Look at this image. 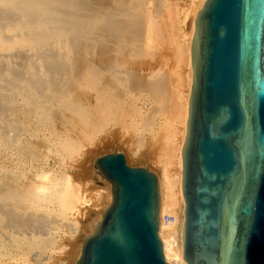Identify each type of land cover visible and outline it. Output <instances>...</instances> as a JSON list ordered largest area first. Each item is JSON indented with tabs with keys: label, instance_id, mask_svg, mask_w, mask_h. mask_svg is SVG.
I'll return each instance as SVG.
<instances>
[{
	"label": "bare ground",
	"instance_id": "1",
	"mask_svg": "<svg viewBox=\"0 0 264 264\" xmlns=\"http://www.w3.org/2000/svg\"><path fill=\"white\" fill-rule=\"evenodd\" d=\"M171 1L173 0H0V144L2 145V141H7L10 146L21 148L25 154H31L32 151L34 154L35 144H32L29 139L22 140L21 138L25 126L18 121V116L23 114V117L33 118L31 122L38 126L39 131L42 128H49L50 124L53 125V120H57L55 115L58 112L55 113V107L62 110V116L59 113L61 119L59 116L60 120H57L60 127L63 126L64 129V126H68L69 130L67 128L68 131H64L72 134L76 132L77 134L85 133L86 129L96 133L106 132L109 137L111 133L119 132V135H126L130 132H136L140 122L142 125L145 123L144 106L150 104L153 108V101L158 100L159 102L160 100V107L154 106V112L157 111L156 113H158L164 108L162 105L165 104L161 105V98L166 96V99L170 98L168 95L172 91L173 93L170 92L172 93L171 97L176 95L179 100L178 103L176 102L174 108L172 107V112L168 110L171 102H166L164 105L168 108H166L168 112L165 111V108V110L162 109L168 118H171L169 117L170 113L175 111L174 117L177 118V122L173 126L165 125L164 144L160 146L159 151L163 158L158 162L160 166V175H158L160 192L159 236L163 243L167 262L185 264L183 258L185 200L182 191V149L187 132L189 101L194 75L191 48L196 31L195 20L207 0H191L190 5L188 4L189 7L185 6L186 11H178L180 20L176 23H173L174 17H171L174 20L169 17L174 13H164L173 5ZM173 10L174 8L168 11ZM164 15H169L166 19H170L171 22L164 19L163 23L165 24L162 23L161 26H158L162 22L159 19ZM187 18L190 21L188 29L184 26ZM163 25H169L170 29L166 27L163 30ZM152 38H165L170 44L173 38H175L174 42L177 41L175 42L177 44L175 45L176 51L174 50L176 55L174 52L173 54L176 56V62L178 60L181 64H185L183 66L186 68L187 81L185 82L187 85L185 87L184 82L182 85L186 88V93L179 91L177 95L176 90L175 93L171 90L173 88H171L170 82L173 78L167 80L165 77L169 75L168 73L167 76L165 73L164 77L159 74L162 64H159L158 60L152 62L154 64L158 62V66L151 65L150 61H148L150 65L138 61L139 57L144 54H142L144 43L151 41ZM152 43L149 42V44ZM171 45L173 47L174 43ZM144 56H142L141 61ZM148 62L145 61V63ZM180 62L179 65H181ZM163 73L161 72V74ZM180 79L178 82L183 81ZM177 84L179 86V83ZM169 86H171L170 90ZM143 94H146L147 98L144 99ZM140 97L144 99V102L140 103L142 104L141 108L136 106V103L141 99ZM129 105H134L130 111L126 107ZM150 106L149 108L152 110ZM156 107L159 110H156ZM149 112L151 113V111ZM153 114L151 113L152 116ZM147 118H149L146 119L147 121L151 119L150 122H155L154 118L152 119L150 116ZM172 119L168 120L172 122ZM149 121L145 124L150 125ZM27 124L25 123L26 126H29ZM110 125L114 127L110 128ZM146 125L141 127L145 131ZM151 125L153 128L148 133L150 136L152 135L153 142L164 128L162 124L158 125L157 128H155V123ZM107 127L110 129L105 131ZM115 127H118L117 130ZM144 129H140V131ZM140 131L139 133H141ZM60 132L62 131L49 132L47 135L54 137V145L59 146L62 151L72 152L70 154L79 152V149L75 151L72 144L74 138ZM125 135L124 137H126ZM129 139L132 140V138ZM131 140L128 143L114 141L109 143L108 147L117 150L127 147L129 151L134 152L132 147L135 146L132 145ZM140 144L142 145V143ZM45 145L47 146V143ZM138 147L137 149L140 148ZM35 154L37 153L35 152ZM138 154L134 152L130 157L135 161L134 164L140 160ZM91 169L92 176H96L95 178L100 181L101 186L99 188L101 190L95 187L99 193L96 192V196L90 197L86 195V192L84 193L81 185L76 184L72 177L67 175L63 178L61 176L59 185L58 182L55 184L54 180L49 181L48 176L39 174L41 176L39 179L48 178V183L44 184L46 183L44 182L41 185L39 183V186H34L33 189L30 188V191L25 192L21 190L22 188L20 189L19 184L21 183L17 185V188L16 184L14 186L8 180L6 175L9 171L0 169V220L4 228L19 234L30 232L39 234L44 232L45 227L51 229L50 225L54 221L47 217V214L45 216L37 213V211L42 203L56 202L59 209V214H57L59 220H65L68 226L75 227L76 232H73L74 235L71 234L73 236H71L70 245L73 247L74 259L77 257L75 263L77 264L86 236L96 230L106 210L113 202L112 183L104 179L100 173L98 174V169L96 170L94 167ZM17 179L19 182V178ZM58 179L60 180V178ZM90 203L94 205V212L88 220L83 221L84 223L81 220L79 222L78 217L81 216V219L84 216L86 205ZM30 209L34 210H32L33 213L30 212ZM166 215L173 216L174 220L167 222L165 220ZM80 227L81 230H79ZM78 233L83 234L78 236ZM47 236L41 238L30 235V238H24L26 241L24 243L30 251L51 247L53 253L57 249L55 237L51 233ZM14 238L9 242L13 249L23 243L21 239ZM30 251L28 252L30 253ZM71 255L69 254L68 257L71 258Z\"/></svg>",
	"mask_w": 264,
	"mask_h": 264
},
{
	"label": "water",
	"instance_id": "2",
	"mask_svg": "<svg viewBox=\"0 0 264 264\" xmlns=\"http://www.w3.org/2000/svg\"><path fill=\"white\" fill-rule=\"evenodd\" d=\"M182 149L185 264H264V0H207L196 20ZM113 202L77 264H170L158 177L96 161Z\"/></svg>",
	"mask_w": 264,
	"mask_h": 264
},
{
	"label": "rangeland",
	"instance_id": "3",
	"mask_svg": "<svg viewBox=\"0 0 264 264\" xmlns=\"http://www.w3.org/2000/svg\"><path fill=\"white\" fill-rule=\"evenodd\" d=\"M190 1L191 0H173V1H171V3L173 4L172 6H170L168 9H166L165 10V12L164 13H166L167 12V14L169 13H174L172 16H169L170 18L171 17H174V19L173 18H171L172 20H174L173 21V23L175 22H179V20H180V17L178 16V11L180 10V11H186V9L189 7V5H190ZM187 2H189V3H187ZM189 4V5H188ZM175 6V7H174ZM187 8H186V7ZM174 8V10L173 11H171V12H169L171 9H173ZM177 9V10H176ZM169 10V11H168ZM166 14V15H167ZM166 15H164V17H162V18H160L159 19V21L160 20H162V22H161V24L159 25L158 24V26H161L162 25V23L164 22V19H166L168 16H166ZM177 15V16H176ZM166 16V17H165ZM182 17V16H181ZM166 20H168V19H166ZM158 21V20H157ZM156 21V22H157ZM168 21H170L171 22V20L169 19ZM165 22H167V21H165ZM167 23H169V22H167ZM190 23V21H189V18H187L186 20H185V22H184V26L188 29V24ZM163 24H165V23H163ZM182 25H183V23H182ZM163 27V30H165L166 29V27L168 28V29H170L169 28V25H163L162 26ZM165 27V28H164ZM161 28V27H160ZM166 38V37H165ZM152 38V40L150 41L149 40V42L150 43H152V44H149V42H145L144 43V47H143V51H142V56H144V59H145V61L146 62H148V61H150L151 62V65H153L154 63H152V62H154V61H159L160 63L159 64H162L161 66H160V75L162 76L163 75V77H164V75H165V73H166V76H167V73L169 74L168 76H170L171 75V77H165V78H167V80L170 78H173V79H171V81L172 82H170L171 84V86H169L168 88H169V90H170V87L171 88H173V89H171V90H173L174 91V93H175V90H176V94L177 93H179V91H181V92H185L186 93V85H187V82H185V81H187V77H186V68L184 67L185 66V64H181V62H180V64L181 65H179L178 63V60H177V62H176V56H174V54H175V51H176V46L175 45H177V44H175V42H177V41H175L174 42V40H175V38H173V40L171 39V44H173L174 43V46L172 47V45L170 44V42H168L167 40H168V38ZM155 40V41H154ZM158 40H160V41H158ZM169 41H170V39H169ZM160 42V43H159ZM159 43V44H158ZM146 44H148V45H146ZM171 45V46H170ZM147 46H149V47H147ZM145 48H147L148 50H146ZM175 50V51H174ZM169 52V53H168ZM173 52H174V54H173ZM147 54V56H146V54ZM171 54V55H170ZM176 55V54H175ZM142 56H140L139 57V60L138 61H140V63L141 62H143V64H148V65H150V62H148V63H145V61H141V58H142ZM163 56V57H162ZM162 57V58H161ZM138 59V58H137ZM168 59V60H167ZM164 60V61H163ZM138 61H137V63H138ZM166 61V62H165ZM139 63V64H140ZM157 63L158 62H155V64H154V66L155 65H157ZM168 63V64H167ZM184 65V66H183ZM158 66V65H157ZM179 66V67H178ZM184 67V68H183ZM159 68V67H158ZM185 69V70H184ZM162 70V71H161ZM158 71H159V69H158ZM161 72L163 73V74H161ZM171 73V74H170ZM175 74H177V75H175ZM180 74H181V76H183V77H181L180 76ZM185 74V75H184ZM179 75V76H178ZM185 76V77H184ZM178 77V78H177ZM179 78H181L180 80H183L182 82L181 81H179L178 82V80H179ZM183 78V79H182ZM169 79V80H170ZM175 81V82H174ZM181 82V83H180ZM183 82H184V86L182 85L183 84ZM177 83H179V86H178V84ZM173 84V85H172ZM175 84V85H174ZM182 85V86H181ZM176 88V89H175ZM184 88V89H183ZM183 90V91H182ZM170 92H172V91H170ZM169 92V95L168 96H170V98H168V99H166V97L164 98H161V105L162 104H166V102L168 103V102H171V104H169V105H171L169 108L170 109H168L166 106H164V105H162L165 109L167 108L168 110H169V112H172V107L174 108V105L176 104V102L178 103V97L176 96V95H173V98H174V101H175V103H174V101H173V98L171 97V94L173 93H170ZM144 95V94H143ZM178 95V94H177ZM142 96V95H141ZM144 99L145 98H147L146 97V94L144 95V96H142ZM141 98V97H140ZM143 98H141V99H139V101L136 103V106L137 107H142V104H140V103H143L144 102V99ZM143 99V100H142ZM143 101V102H142ZM154 101H157V102H154ZM153 101V104H154V106H158V107H160V100H159V102H158V100H154ZM165 101V102H164ZM173 101V102H172ZM172 103H173V106H172ZM152 104V103H151ZM139 105V106H138ZM134 106V105H133ZM133 106H126L127 108H128V110L130 111V108L131 107H133ZM149 106H150V104L148 105V106H144V116L146 117L145 118V123H148V121L146 120V119H149V118H147V116H150L152 119L154 118V120H155V122H150L151 121V119H150V121H149V123H151V124H153V123H155V128H157V126L158 125H161L162 124V126H163V128H164V130H163V128H162V132H160L159 133V138L157 137V139L159 140H157V139H155V140H153V142H152V135L150 136V134L148 133L149 131L151 132V130H152V125L150 124H148V125H146L145 123L142 125L141 124V122H140V126L138 127V129L136 130V132L134 131V132H130L131 133V135H130V133H128V134H124L126 137H124V135H119L120 133L119 132H117V133H111V135H110V137H111V139H110V137H109V135H106L107 133L106 132H103V133H96V132H93V131H91V130H89V129H86L85 130V133L84 132H80L81 134H77V132L76 133H69V132H66V131H64V130H67V128H68V126H64V129H63V126H61L60 127V125H59V120L61 119V116H62V110L61 109H59L58 107H55V109L57 110H55V113L56 112H58V114L57 115H55V118L58 120H53V125L52 124H50L48 127L49 128H42V129H40L39 131H38V126L37 125H35V123H32L31 121V119H33V118H26V117H23L24 115L23 114H19V116H18V121L19 122H21L22 124H24V126H25V130L23 129V131H22V140L24 139V140H27V139H29V140H31L30 142L32 143V144H35V148L33 149V150H35L34 151V154H33V151L31 152V154H25V152L24 151H22V149L20 148L19 149V147H15V146H10L9 145V142H7V141H2L1 143H2V145L0 144V169L1 170H3V171H9V173L6 175V177L8 178V180H10V182L12 183V184H14V186H15V184H16V186L19 184V183H21V184H19V186H20V189L22 190V191H25V192H28V191H30L29 189L30 188H34V186H39V183H40V185H41V183L43 184L44 182H46V183H44V184H47L48 183V178H49V181H53L54 183L55 182H60L61 181V179L63 178V176H70V177H72V179L76 182V184H79V185H81L82 186V188L84 189V193L86 192V195H88L89 197L90 196H92V195H97V193L96 192H98L99 193V189L101 190V188H99L101 185H100V181L99 180H97L98 178H95L96 176H92V169L91 168H93L94 167V169H98L97 167H96V160H98L99 158H101V157H104V156H106V155H108V154H113V153H121V154H123L124 156H125V158H126V161H128L127 162V164L130 166V167H133V168H144V169H147V170H149L150 172H152V173H154L158 178H159V176L158 175H160V166H159V164H158V162L160 161V160H163V158H162V153L160 152L159 153V151H160V146H163V144H164V141H163V138H164V136H165V133H166V126L165 125H168L169 126V124L170 125H176V122H177V118L176 117H174L176 114H174L175 113V111H173L174 113H170L171 115L169 116V117H171V118H168V115L167 114H165V111L166 112H168V110L166 109H164V108H162V106H161V108L162 109H164L165 111H163L162 109V111L161 110H159V108H157L156 110H159L158 111V113H156V112H154L155 110H154V106H153V108H152V110L149 108ZM167 106H168V104H167ZM133 109V108H132ZM131 109V110H132ZM61 110V111H60ZM147 111V114H146V111ZM151 111V113L153 114V116L151 115V113L149 112V111ZM171 110V111H170ZM175 110V109H174ZM164 114H163V113ZM59 113L61 114V116L59 115ZM149 113V114H148ZM160 113V114H159ZM165 115V116H164ZM167 115V116H166ZM59 116H60V119H59ZM155 116V117H154ZM167 117V119H164V118H166ZM21 118V119H20ZM173 118V119H172ZM175 118V119H174ZM25 119H28V120H26L25 121ZM168 119H172V122L171 121H169ZM24 120V121H23ZM154 120H152V121H154ZM166 120H168L167 122H166ZM175 120V121H174ZM163 121V122H162ZM174 121V122H173ZM61 122V121H60ZM164 122H166V123H164ZM169 122V123H168ZM25 123H28L27 125H29V126H26L25 125ZM30 123H31V125H30ZM56 123V124H55ZM159 123V124H158ZM163 123H164V125H163ZM172 123V124H171ZM173 123H175V124H173ZM61 124V123H60ZM62 125V124H61ZM144 125H146L145 126V128H146V131H145V129L144 128H141L142 126H144ZM33 126V127H32ZM147 126H148V128H147ZM154 126V125H153ZM168 126H167V128H168ZM28 127V128H27ZM31 129H30V128ZM59 127H60V129H59ZM111 127H114L113 125H110V128ZM109 127H107V128H105V131H107V130H109L110 129ZM116 128V130H117V128L118 127H115ZM52 129H54V130H52ZM59 129V130H58ZM107 129V130H106ZM114 129V128H113ZM140 129H144L143 131L141 130L140 131ZM148 129V130H147ZM42 130V131H41ZM52 130V131H51ZM68 130H69V128H68ZM67 130V131H68ZM141 132V133H139V131ZM44 131V132H43ZM55 131H62V132H60V133H64V134H67V135H69L70 137H72V138H74L72 141V144H73V146H74V149H75V151L76 150H78L79 152H75V153H73V154H75V155H73V154H70V153H72V152H70V153H66L64 150L62 151V149L59 147V146H56V145H54L55 143L53 142V140H54V137L52 136H50L49 134L47 135V133H51V132H55ZM145 131V132H144ZM38 132V133H37ZM46 132V133H45ZM93 132V133H92ZM36 133V134H35ZM79 133V132H78ZM85 134V136H84V134ZM140 135L139 137H138V134ZM33 134H35V135H33ZM63 134V135H64ZM87 134V135H86ZM109 134V133H108ZM149 134V135H148ZM142 135H144V136H142ZM122 136V137H121ZM131 136V137H130ZM134 136H135V138H134ZM142 136V137H141ZM138 137V138H137ZM141 137V138H140ZM144 137V138H143ZM83 138V139H82ZM121 138V139H120ZM129 138H132V140L131 139H129ZM133 138H134V141H133ZM117 139V140H116ZM123 139H125V140H123ZM135 139H136V141H135ZM141 141H140V140ZM38 142H37V141ZM80 140V141H79ZM129 140H131V143H132V145L133 146H135V147H132L133 149V151L136 153L137 152V154H138V157H139V161H137V163L136 164H138V165H136V164H134V162L135 161H133V159L132 158H130V157H132L131 155H133L134 154V152H131V150L129 151V148H127V147H123V149L122 150H120V149H112V148H110L109 149V147H108V144L109 143H112V142H130ZM162 140V141H161ZM34 141V142H33ZM41 141H43L42 143H41ZM75 141V142H74ZM78 143H77V142ZM144 141V142H143ZM150 141V142H149ZM161 141V142H160ZM133 142H136V143H134L133 144ZM155 142H156V144H155ZM37 143V144H36ZM47 143V146H48V148H47V146L45 145ZM74 143H76V144H74ZM138 143V144H137ZM140 143H142V145L140 144ZM78 144V146H76ZM130 144V143H129ZM153 144V145H152ZM155 144V145H154ZM79 145H80V148H79ZM82 145V146H81ZM139 145H141V146H139ZM143 145H144V147H143ZM38 146V147H37ZM44 146V147H43ZM140 148H139V147ZM37 147V148H36ZM77 147V148H76ZM100 147V148H99ZM106 148V149H103V148ZM137 147L139 148V149H137ZM159 147V148H158ZM38 148H42V149H38ZM120 148V147H119ZM122 148V147H121ZM126 151H128V152H126ZM136 149H137V151H136ZM158 149V150H157ZM102 150V151H101ZM110 152H109V151ZM113 150V151H112ZM139 150V151H138ZM156 150V151H155ZM44 151V152H43ZM48 151V152H47ZM101 151V152H100ZM112 151V152H111ZM35 152L37 153V154H35ZM40 152V153H39ZM94 152H97L96 154L94 153V156H93V153ZM130 152V153H129ZM65 153V154H64ZM92 153V154H91ZM132 153V154H131ZM39 154V155H38ZM13 155V156H12ZM31 155H33V156H31ZM38 155V156H37ZM69 155H73V156H70V157H68ZM87 155H89V156H87ZM92 155V156H91ZM159 155V156H158ZM12 156V157H11ZM19 156V157H18ZM41 157V159H40V157ZM44 156V157H43ZM90 156H91V158H90ZM156 156H157V158H156ZM89 157V158H88ZM46 158V159H45ZM162 158V159H161ZM158 160V161H157ZM132 161H133V163H132ZM26 162V163H25ZM130 162V163H129ZM157 163V164H156ZM23 165V166H22ZM20 166V167H19ZM159 166V168H157ZM6 169V170H5ZM9 169V170H8ZM16 169V170H15ZM16 171H17V173H16ZM13 174H12V173ZM15 172V173H14ZM98 172V174H99V171H97ZM11 173V174H10ZM26 173V174H25ZM15 174V175H14ZM39 174H44L45 176H48V178H44V179H39V177H41V176H39ZM65 174V175H64ZM14 176V177H13ZM17 176V177H16ZM61 176H62V178H61ZM11 178H13V179H11ZM17 178H19V182H18V179ZM52 178V179H51ZM55 178V179H54ZM58 178H60V180L58 179ZM15 179H17V180H15ZM57 179V180H56ZM23 180V181H22ZM39 180V181H38ZM41 180V181H40ZM26 183H25V182ZM31 182V183H30ZM33 182V183H32ZM23 183H25V184H23ZM55 184H57V183H55ZM22 185V186H21ZM59 185H60V183H59ZM95 185H98V186H95ZM30 186V187H29ZM33 186V187H32ZM26 187V188H25ZM98 188V190L96 189V188ZM17 188H18V186H17ZM23 188H24V190H23ZM95 193V194H94ZM92 200V199H91ZM53 206V207H52ZM43 208V209H42ZM48 209V210H47ZM54 209V210H53ZM94 205L92 204V203H90V204H88V205H86V212H85V214H84V219H83V217L80 219V217H78V220H79V222H80V220L83 222H85L86 220H88L89 219V217L91 216V214L94 212ZM31 210V209H30ZM33 210V209H32ZM30 211V212H32L33 213V211ZM44 210V211H43ZM36 212V211H35ZM43 212V213H42ZM37 213H39V214H44L45 216H46V214H47V217H49V218H51L53 221H54V223L53 224H51L50 226H51V229H50V227H45V229H44V232L42 233V232H40L39 234H34V233H32V232H30V233H26V234H23V233H21V234H19V233H17L16 231L14 232L13 230H9V229H7L6 227L4 228V225H3V223H2V221L0 222V249H1V251H0V264H75L76 263V259H77V257L74 259V256H73V254H72V252H73V247H71V245H70V240H71V236H73L74 235V233L73 232H76V230H75V227H71V226H68V224L66 223V221L65 220H59V218H58V216H57V214H59V209H58V205L56 204V202H54V203H42L41 205H40V207H39V209H38V211H37ZM57 216V217H56ZM74 216H76L77 217V215H74ZM58 222H57V221ZM59 221H60V223H59ZM63 221V222H62ZM56 222H57V224H56ZM83 222V223H84ZM59 223V224H58ZM63 223H64V225H63ZM61 224V226L59 227V225ZM70 227V228H69ZM47 229V230H46ZM74 229V230H73ZM82 228L80 227V229L79 230H81ZM46 230V231H45ZM3 232V233H2ZM54 232H56L55 234H54ZM46 233V234H45ZM51 233V235L53 236V237H55L54 239L56 240V243L57 244H55V246L57 247V249H55V251H53V253L51 252L52 250H53V248H51V247H48V248H37L38 250H31L30 251V249H28L26 246V243H24V242H26V241H24V238H27V237H29L30 238V235H31V237L32 236H35V237H41V238H46V237H48L47 235L48 234H50ZM73 233V235H71ZM4 234V235H3ZM83 234V233H82ZM81 234V235H82ZM1 235H3V236H1ZM76 235V234H75ZM78 236L80 235L79 233L77 234ZM80 235V236H81ZM91 235V234H90ZM19 236V237H18ZM23 238H22V237ZM26 236V237H25ZM14 237H16V238H18V239H21V241L23 242V243H21V245H18V247L16 248V247H14V249H13V247H11V245H10V240L12 239V240H14L15 238ZM86 237H88V236H86ZM8 238V239H7ZM7 241V242H6ZM5 243V244H4ZM8 244V245H7ZM24 244V245H23ZM58 245H59V247H58ZM54 246V247H55ZM6 249V250H5ZM71 250V251H70ZM25 251V252H24ZM28 251H30V253L28 252ZM70 252V253H69ZM9 253V254H8ZM71 255V258H69L68 257V255L69 254ZM2 255H4V256H2ZM9 256V257H8ZM32 256V257H31ZM50 256V257H49ZM8 257V258H7ZM73 258V259H72ZM22 259V260H21ZM24 262V263H23Z\"/></svg>",
	"mask_w": 264,
	"mask_h": 264
},
{
	"label": "built area",
	"instance_id": "4",
	"mask_svg": "<svg viewBox=\"0 0 264 264\" xmlns=\"http://www.w3.org/2000/svg\"><path fill=\"white\" fill-rule=\"evenodd\" d=\"M165 220H166L167 222H171V221L174 220V217L171 216V215H166V216H165Z\"/></svg>",
	"mask_w": 264,
	"mask_h": 264
}]
</instances>
